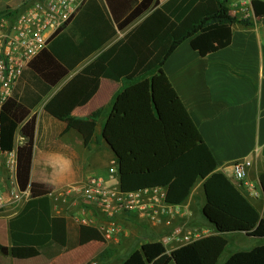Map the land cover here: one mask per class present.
<instances>
[{
  "label": "trees",
  "instance_id": "16d2710c",
  "mask_svg": "<svg viewBox=\"0 0 264 264\" xmlns=\"http://www.w3.org/2000/svg\"><path fill=\"white\" fill-rule=\"evenodd\" d=\"M227 4V0H167L163 4L157 0H87L70 27L55 33L29 63L34 89L25 100L35 104L117 30L147 13L64 83L43 111L62 121L93 96L101 77L122 81L125 85L114 96L101 132L115 154L120 188L133 191L164 186L165 200L181 204L201 180L205 197L200 208L202 225L215 233L169 252L159 240L143 242L117 264H217L229 233L264 237V206L262 216L218 169L213 152L162 68L167 56L186 38L205 56L231 42L234 22L253 24L252 17L230 15ZM24 5L4 11L16 13ZM251 9L254 17H264V0H252ZM29 108L13 97L0 108V149H13L17 129L24 137L16 149L15 176L21 191L29 185L35 135V114L24 120ZM258 181L264 194V168ZM50 193L33 184L31 197L9 220L11 245L0 244L2 254L18 259L41 254L52 258L89 241L105 240L97 227L89 225H77L76 239L69 240L68 219L51 214ZM109 254L111 250L105 247L94 258L103 264ZM223 264H264V243L233 251Z\"/></svg>",
  "mask_w": 264,
  "mask_h": 264
},
{
  "label": "crops",
  "instance_id": "0c3cea01",
  "mask_svg": "<svg viewBox=\"0 0 264 264\" xmlns=\"http://www.w3.org/2000/svg\"><path fill=\"white\" fill-rule=\"evenodd\" d=\"M157 1L163 4L167 0ZM227 3L234 6L239 0H227ZM146 14L125 29L117 30L113 38L77 64L35 104L25 100L34 87L28 67L23 71L10 97L25 107H30L24 120L33 114L36 116L29 185L25 190L27 199L31 197L33 184L42 185L47 191H56L85 181L90 176H108L112 160L116 159L101 132L111 102L125 84L101 77L93 96L85 104L75 106L62 121L46 114L43 106L76 72ZM251 17L253 24L249 26L234 22L231 42L205 56L191 47L190 38L182 40L167 56L162 68L203 140L213 152L218 169L231 179L262 214L264 200L258 175L264 168V17H254L252 13ZM73 20L64 30L70 27ZM96 111H99L98 116L89 118ZM23 142L24 137L17 129L13 149L9 151L12 153L0 150V244L5 246L11 245L9 220L26 202L16 204L12 192H19V188L16 181L12 182L8 168V160L11 155L15 159L16 149ZM243 158L251 160L247 178L258 183L261 192L258 198L250 197L245 188L238 185L231 176V164ZM115 177L118 179L117 172ZM199 188L203 193L201 182L193 187L187 200L181 203L188 205L187 211L174 216L171 219L173 224L187 221L189 225L199 226L196 225L198 214L195 210V195L201 197ZM200 201L203 206L204 193ZM50 208L52 215L68 219L67 235L69 240H75L77 224L68 217L66 204L55 205L50 198ZM75 208L89 215L94 221H101V214L93 207ZM116 219L123 228L121 234L126 236L125 239L130 237L127 244L139 240L140 246L143 242L158 240L168 229L163 223L153 225L144 214L137 211L120 214ZM235 233L242 234L243 237L253 236L245 232ZM106 246V240L89 241L64 250L52 258L41 254L18 259L0 252V264H85Z\"/></svg>",
  "mask_w": 264,
  "mask_h": 264
},
{
  "label": "built area",
  "instance_id": "2783aa9c",
  "mask_svg": "<svg viewBox=\"0 0 264 264\" xmlns=\"http://www.w3.org/2000/svg\"><path fill=\"white\" fill-rule=\"evenodd\" d=\"M86 1L31 0L16 13H11L10 9L0 14V108L12 95L15 84L35 55L48 46L55 33L71 23ZM251 1L239 0L234 6L227 4L229 14L239 15L240 18L251 17ZM115 164L116 160H112L108 176H90L65 189L51 191L49 197L55 205L66 204L68 217L75 224L97 227L106 241L115 240L123 231L116 219L118 215L131 211L144 214L153 225L163 223L168 227L158 238L167 252L215 233L209 226H192L187 221L173 224L171 219L186 212L188 205L168 203L164 186L123 191L115 177ZM251 164L249 158L234 161L231 164V176L245 188L250 197L258 198L261 195L258 183L247 178ZM15 167L16 157L14 159L11 155L8 168L12 182L16 181ZM12 193L16 204L27 200L25 190ZM77 206L93 207L101 214V221H94L89 215L77 210ZM85 264H98V261L93 257Z\"/></svg>",
  "mask_w": 264,
  "mask_h": 264
},
{
  "label": "rangeland",
  "instance_id": "374dc122",
  "mask_svg": "<svg viewBox=\"0 0 264 264\" xmlns=\"http://www.w3.org/2000/svg\"><path fill=\"white\" fill-rule=\"evenodd\" d=\"M29 1L31 0H0V13H2L7 8L21 7L22 5L26 4ZM199 182H201L202 185L201 180L198 181L195 185L199 184ZM199 189H200L199 194L201 195V197L200 196L197 197L195 195V199H196L195 201H197L196 202L197 206L195 207V210L196 213L198 214L196 218L198 223L196 225L203 224L202 218L200 217L201 216L200 208L202 207L200 200L203 198V193L201 188ZM125 237H126L125 235L123 236V234H120L116 237L115 240L107 241L106 247L111 250V254L107 256V261H105L103 264H117L120 260L126 258V256H128V254L132 250L139 247L140 244L139 240H137L136 242L132 241L130 244H127L128 242L127 240L130 237L127 236L126 239ZM228 237H229V242L225 250L219 257L217 264H223V262L226 260L228 255L235 250L250 249L257 244L264 243V237H256V236L243 237L242 234L235 232L229 233Z\"/></svg>",
  "mask_w": 264,
  "mask_h": 264
},
{
  "label": "water",
  "instance_id": "95a60500",
  "mask_svg": "<svg viewBox=\"0 0 264 264\" xmlns=\"http://www.w3.org/2000/svg\"><path fill=\"white\" fill-rule=\"evenodd\" d=\"M252 14H253V12H252ZM254 16V15H253ZM109 145V144H108ZM259 186H260V189H261V192H262V196L264 197V194H263V191H262V188H261V185H260V183H259ZM262 216H263V214H262Z\"/></svg>",
  "mask_w": 264,
  "mask_h": 264
}]
</instances>
